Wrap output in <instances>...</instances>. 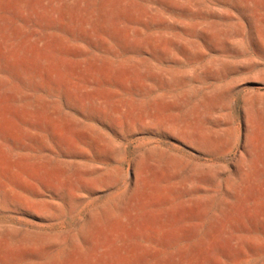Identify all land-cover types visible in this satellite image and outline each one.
Returning <instances> with one entry per match:
<instances>
[{
	"label": "rangeland",
	"instance_id": "obj_1",
	"mask_svg": "<svg viewBox=\"0 0 264 264\" xmlns=\"http://www.w3.org/2000/svg\"><path fill=\"white\" fill-rule=\"evenodd\" d=\"M0 264H264V0H0Z\"/></svg>",
	"mask_w": 264,
	"mask_h": 264
}]
</instances>
